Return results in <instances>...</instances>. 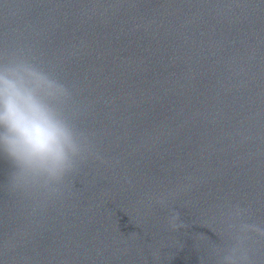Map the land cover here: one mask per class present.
Instances as JSON below:
<instances>
[{
  "label": "water",
  "instance_id": "obj_1",
  "mask_svg": "<svg viewBox=\"0 0 264 264\" xmlns=\"http://www.w3.org/2000/svg\"><path fill=\"white\" fill-rule=\"evenodd\" d=\"M12 46L75 87L106 162L40 213L0 188V264H217L225 209L264 221V0H0Z\"/></svg>",
  "mask_w": 264,
  "mask_h": 264
},
{
  "label": "clouds",
  "instance_id": "obj_2",
  "mask_svg": "<svg viewBox=\"0 0 264 264\" xmlns=\"http://www.w3.org/2000/svg\"><path fill=\"white\" fill-rule=\"evenodd\" d=\"M83 107L75 87L32 50L12 46L0 55V162L7 175L0 188L14 202L40 213L68 195L70 177L89 161L105 163L95 134L81 126ZM226 243L213 251L217 264H260L264 221L249 207L232 204L223 211ZM168 225L179 226L169 209Z\"/></svg>",
  "mask_w": 264,
  "mask_h": 264
}]
</instances>
